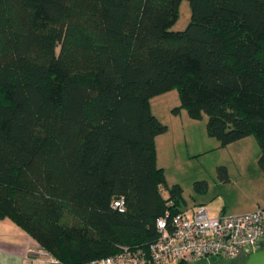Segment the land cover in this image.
<instances>
[{
	"label": "trees",
	"instance_id": "1",
	"mask_svg": "<svg viewBox=\"0 0 264 264\" xmlns=\"http://www.w3.org/2000/svg\"><path fill=\"white\" fill-rule=\"evenodd\" d=\"M181 1L0 0V220L62 264L147 253L182 213L159 190L156 96L221 146L253 136L264 174V0H188L172 31Z\"/></svg>",
	"mask_w": 264,
	"mask_h": 264
},
{
	"label": "rangeland",
	"instance_id": "2",
	"mask_svg": "<svg viewBox=\"0 0 264 264\" xmlns=\"http://www.w3.org/2000/svg\"><path fill=\"white\" fill-rule=\"evenodd\" d=\"M189 22L188 0H182L171 30L182 31ZM179 105L175 89L150 100L152 114L168 127L167 133L155 141L157 166L163 169L166 179V184L159 189L162 197L167 199L169 189L178 185L179 208L187 215L197 207H203L211 217L233 216L254 205L264 209V174L258 167L260 148L255 138L248 136L221 146L207 134L205 115L193 120L184 109L173 113ZM245 257L241 255L232 261L208 257L195 264H241Z\"/></svg>",
	"mask_w": 264,
	"mask_h": 264
},
{
	"label": "built area",
	"instance_id": "3",
	"mask_svg": "<svg viewBox=\"0 0 264 264\" xmlns=\"http://www.w3.org/2000/svg\"><path fill=\"white\" fill-rule=\"evenodd\" d=\"M114 208H122L123 200ZM158 238L147 253L141 249L122 247L118 253L85 264H166L171 261L195 264L208 257L235 260L264 246V209L219 217H211L203 207L190 215L168 211L156 220ZM24 264H62L38 246L30 249Z\"/></svg>",
	"mask_w": 264,
	"mask_h": 264
},
{
	"label": "crops",
	"instance_id": "4",
	"mask_svg": "<svg viewBox=\"0 0 264 264\" xmlns=\"http://www.w3.org/2000/svg\"><path fill=\"white\" fill-rule=\"evenodd\" d=\"M189 119H187L186 122H190ZM159 137L160 136H158V138ZM259 206H251L236 215L252 212L258 209ZM38 246L39 245L25 231L10 220H0V264H24L27 252Z\"/></svg>",
	"mask_w": 264,
	"mask_h": 264
},
{
	"label": "water",
	"instance_id": "5",
	"mask_svg": "<svg viewBox=\"0 0 264 264\" xmlns=\"http://www.w3.org/2000/svg\"><path fill=\"white\" fill-rule=\"evenodd\" d=\"M241 264H264V247L248 253Z\"/></svg>",
	"mask_w": 264,
	"mask_h": 264
}]
</instances>
